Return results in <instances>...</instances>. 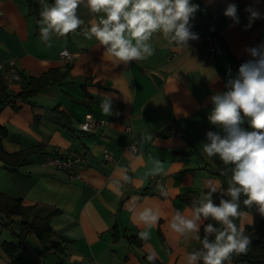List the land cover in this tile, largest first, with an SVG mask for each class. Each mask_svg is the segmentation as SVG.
<instances>
[{
    "label": "crops",
    "instance_id": "obj_1",
    "mask_svg": "<svg viewBox=\"0 0 264 264\" xmlns=\"http://www.w3.org/2000/svg\"><path fill=\"white\" fill-rule=\"evenodd\" d=\"M34 1L39 3V12L29 7V0H0L1 72L9 88L21 91L23 74L40 76L68 64L72 68L63 82L42 89L33 98L35 104L0 108V128L7 132L3 137L6 151L41 148L18 168L0 159V191L34 205L39 215L59 210L52 218V235L65 250L56 252L36 234H30L21 245L15 236L21 217L15 216L12 225L5 227L0 215V264H145L143 255L153 251L166 264H186V254L199 249L200 242L194 235L185 238L175 233L168 221L175 210L189 213L191 206L180 199L182 193L195 190L203 195L207 179L219 180L227 187L224 177L215 173L218 157L203 152L206 133L222 131L208 120L214 107L211 97L225 91L227 81L235 79L240 65L251 59L245 49L264 42V19L245 30L249 16L245 9L252 6L264 16V0H191L199 5L190 22L192 29L215 22L224 41L223 53L210 55L204 45L170 47L158 34L153 38L155 54L128 65L104 57L98 41L87 40L79 31L67 37L54 35L52 47H48L39 34L40 0ZM229 3L237 5L239 24L224 15ZM79 15L86 24L94 16L83 5ZM64 48L73 56L63 57ZM11 59L16 60L21 73V79L13 82L8 79ZM152 73L161 77L160 84ZM104 94L112 97L109 116L100 107ZM56 106L71 123L66 125L54 114ZM88 112L103 123L84 131L80 125ZM172 117L187 135L159 134ZM133 135L138 139V152L129 148ZM105 149L111 151L112 160L104 158ZM53 151L83 154L87 162L74 171L59 169L45 162ZM155 160L164 167L157 184L166 187V195L156 183L152 185L148 175ZM126 176L134 183L125 182ZM147 187L149 193H144ZM144 207L159 208L161 219L149 230L151 238L143 246H135L129 237L144 226L134 223L133 215ZM262 220L257 212H248L246 230L255 229ZM4 242L19 246L15 257L7 253Z\"/></svg>",
    "mask_w": 264,
    "mask_h": 264
},
{
    "label": "clouds",
    "instance_id": "obj_2",
    "mask_svg": "<svg viewBox=\"0 0 264 264\" xmlns=\"http://www.w3.org/2000/svg\"><path fill=\"white\" fill-rule=\"evenodd\" d=\"M40 5L39 34L48 47H52L54 35L67 37L79 31L87 40L95 38L104 48V57L119 64L152 57L156 51L153 38L158 34L168 46L178 48H188L189 41L199 39L190 23L199 5L191 0H53L51 4L40 0ZM82 5L94 14L87 24L79 15ZM245 11L249 13L245 30L264 19L252 6ZM224 15L234 24L240 23L236 4L229 3ZM245 51L251 59L240 65L238 76L227 81L225 91L211 97L214 107L208 120L222 131H208L203 142V152L218 157L224 165L219 175L227 178V187L207 179L206 191L193 199L190 214L175 210L168 221L175 233L185 238L194 235L200 242L199 249L186 254V264H226L233 254L247 253L252 239L245 234L248 212L241 209V197H245L246 209L255 206L264 218V42ZM100 107L104 115H112V97L104 94ZM162 174L163 164L155 160L148 175ZM124 179L134 183L131 177ZM157 188L167 194L164 185L157 184ZM160 219L161 210L156 207L135 211L133 222L144 226L138 238L148 241L149 230ZM156 259L154 251L148 253L149 264Z\"/></svg>",
    "mask_w": 264,
    "mask_h": 264
},
{
    "label": "trees",
    "instance_id": "obj_3",
    "mask_svg": "<svg viewBox=\"0 0 264 264\" xmlns=\"http://www.w3.org/2000/svg\"><path fill=\"white\" fill-rule=\"evenodd\" d=\"M29 7L32 10L39 12V3L34 0H29ZM72 65L68 64L65 69L53 68L43 73L40 76H27L23 74L22 78V90L19 92H13L9 88V84L5 75L0 72V108L6 104H12L14 107L19 108L23 103L35 104L33 98L44 88L50 85L59 84L63 82L70 74ZM55 115H57L63 122L68 125L71 123L70 118L66 113L60 110L57 106L52 109ZM245 128L249 126L244 125ZM250 130V129H249ZM7 134L4 128H0V159L7 165L13 168H18L24 164L30 156L40 151L39 146L33 148H27L16 152H8L3 147V137ZM161 136L168 137L172 134H184L187 135V131L181 125L179 120L175 117L171 118L170 125L159 133ZM52 153L60 154L59 151H53ZM189 151H176V154H188ZM224 165L219 160H216V174H219L220 169ZM226 184L227 178L224 177ZM153 181V186L156 180ZM144 193H149V187L142 190ZM200 196L198 191L189 190L180 195V199L189 204L192 207V201L194 198ZM245 197H241V209L247 212L256 213L255 206L251 210L244 207L242 201ZM123 202V201H122ZM218 202V200H217ZM59 210H55L46 215H39L36 213V208L34 205H26L19 198H15L0 191V215L2 217V222L5 227H9L14 222L15 216H20L21 228L19 232H16L15 236L21 245L26 244L27 238L30 234H36L37 237L43 244L51 245L56 252H64V246L62 243L55 238H53V226L52 218L57 214ZM215 223L214 221H208ZM118 223L115 226V235L118 237ZM246 235H250L252 239V244L246 254H233L231 261L233 263H249V264H263L264 263V220H262L255 229H248L245 232ZM203 236V231H201V237ZM162 241L165 246H168L164 238L161 236ZM129 242L135 246H143L146 241H142L138 238V233L131 235L129 237ZM3 246L7 253L15 257L19 246L15 242H4ZM148 253L143 255V260L145 264H149L147 260ZM227 263V262H226ZM155 264H166L161 261L158 257Z\"/></svg>",
    "mask_w": 264,
    "mask_h": 264
},
{
    "label": "built area",
    "instance_id": "obj_4",
    "mask_svg": "<svg viewBox=\"0 0 264 264\" xmlns=\"http://www.w3.org/2000/svg\"><path fill=\"white\" fill-rule=\"evenodd\" d=\"M192 31L198 34L199 39L189 41V45H204L207 48L210 55H219L223 53L224 41L215 22L201 25L199 27L192 29ZM65 53L67 54L65 55ZM61 55L66 58H70L73 56V53L68 48H64L61 51ZM8 65H9V70L11 72L10 76L8 77L9 81L13 82L15 80L21 79V73L17 69L16 60L15 59L9 60ZM3 68L4 65L3 63L0 62V72L3 70ZM102 123L103 120L95 118L92 112H88L86 114L85 121L81 123L80 128L84 131H91L96 126ZM129 129H131V127H129ZM132 146H134L135 148L134 152L140 151L138 139L135 135H133V138L129 144V148L132 149ZM103 156L107 160L113 159V155L111 151L108 149L104 150ZM45 162L47 164L54 165L59 169L74 171L78 165H82L86 163L87 159L83 154L71 155V154L51 153L46 157ZM152 180H156L157 183H160L162 178L159 175H157L154 177L152 176Z\"/></svg>",
    "mask_w": 264,
    "mask_h": 264
},
{
    "label": "water",
    "instance_id": "obj_5",
    "mask_svg": "<svg viewBox=\"0 0 264 264\" xmlns=\"http://www.w3.org/2000/svg\"><path fill=\"white\" fill-rule=\"evenodd\" d=\"M152 76L154 77V79L156 80V82L158 84L161 83L162 79H161V77L157 73H152ZM0 164H2V161H0Z\"/></svg>",
    "mask_w": 264,
    "mask_h": 264
}]
</instances>
